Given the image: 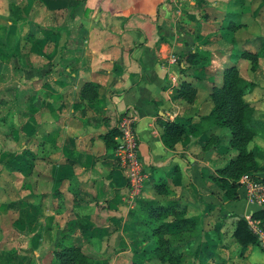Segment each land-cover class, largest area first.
Returning a JSON list of instances; mask_svg holds the SVG:
<instances>
[{
	"label": "crops",
	"instance_id": "crops-1",
	"mask_svg": "<svg viewBox=\"0 0 264 264\" xmlns=\"http://www.w3.org/2000/svg\"><path fill=\"white\" fill-rule=\"evenodd\" d=\"M246 8L238 0H0V264H52L58 244L92 264H133L151 242L141 212L168 199L197 218L176 248L180 264L225 255L224 224L250 204L223 199L216 169L228 160L229 131L201 129L199 118L233 65L253 84L242 97L264 127V25L248 31ZM241 51L257 54L254 70ZM181 77L196 89L190 104L177 97ZM127 110L137 115L145 176L132 203L114 153ZM165 122L185 128L171 148L161 141ZM255 137L247 149L258 169L264 136ZM158 183L167 195L156 194ZM230 225L229 250L252 245L234 241ZM235 258L264 264L242 263L241 251Z\"/></svg>",
	"mask_w": 264,
	"mask_h": 264
},
{
	"label": "trees",
	"instance_id": "trees-1",
	"mask_svg": "<svg viewBox=\"0 0 264 264\" xmlns=\"http://www.w3.org/2000/svg\"><path fill=\"white\" fill-rule=\"evenodd\" d=\"M261 1L264 3V0ZM259 54L264 55V44ZM237 55L247 60L249 71L254 70L257 64L256 53L241 51ZM252 86L251 82L239 76L235 66L225 67L220 85L214 86L208 94L212 104L210 111L199 118L201 129L205 126V129L216 127L229 131L228 144L235 153L222 167L216 169L217 179L226 187L223 199L228 202L239 199L237 193L240 187L237 182L239 177L257 171L253 152L247 149V144L258 133L263 134L264 127H260L259 122L253 118L252 108L242 97ZM176 93L179 100L190 104L195 98L196 89L190 81L181 77L176 85ZM184 131L185 128L175 122L163 123L161 132L163 145L171 148ZM114 134L115 131L102 136L106 145L113 144ZM154 191L158 195L169 193L164 183L156 184ZM251 217L263 219L264 210L253 211ZM140 219L151 242L135 255L133 264H141L144 261L155 264H180V255L176 248L178 244L182 245L185 239L187 242L190 235L195 233L196 216H187L184 206H179L174 199H168L163 204L150 205L141 212ZM233 222L231 236L234 241L241 245H258V238L250 230L244 217H238ZM58 248L52 252V264H92L90 257L76 246L58 244Z\"/></svg>",
	"mask_w": 264,
	"mask_h": 264
},
{
	"label": "built area",
	"instance_id": "built-area-1",
	"mask_svg": "<svg viewBox=\"0 0 264 264\" xmlns=\"http://www.w3.org/2000/svg\"><path fill=\"white\" fill-rule=\"evenodd\" d=\"M173 1L179 3L182 0ZM169 60L174 62L175 59L170 57ZM136 120L137 115L131 110H127L119 116L116 124L118 142L114 148L115 160L126 180L131 203L138 197L145 178L137 152L138 138L134 129ZM249 176V174H243L237 180L240 185L239 190L244 192H242L244 201L249 204H254V199L257 202H264V179L255 181L250 180ZM251 213L249 211L243 217L250 230L257 236L258 244L264 249V236L258 234L256 229L258 219L252 218Z\"/></svg>",
	"mask_w": 264,
	"mask_h": 264
},
{
	"label": "rangeland",
	"instance_id": "rangeland-1",
	"mask_svg": "<svg viewBox=\"0 0 264 264\" xmlns=\"http://www.w3.org/2000/svg\"><path fill=\"white\" fill-rule=\"evenodd\" d=\"M242 2H243V4H245V8L247 7L246 9H244V13L247 16L245 24H246V27H248V31L255 30L257 22H258V25L259 24H263L264 25V3L262 2L263 6L260 7V6H258L261 3L260 0H243ZM261 72H262V74L259 77L264 78V65H263V67L261 69ZM263 117H264V115H263ZM226 132H228V131L226 130ZM258 134L259 135H263L264 133L263 134L258 133ZM257 135L254 138V140L257 139ZM221 145H222V143H221ZM262 148L264 150V145H263ZM263 150L261 152L262 154L261 155L259 154V159L257 160L258 166H256L258 169L259 168H263V169L260 170V171H255V172L250 173V176H249L250 180L258 181L259 179H264V151ZM234 153H235V151L228 146V148H226L225 154H223V155L225 156V158L228 159ZM258 169H256V170H258ZM260 182H261V180H260ZM238 189H240V188H238ZM242 192H243V190L240 193L241 196H242ZM241 196H239V199H243V197H241ZM221 209H222L221 206H219L214 212L211 213V216H213V213H215V212H218V214H219L221 212ZM259 209L264 210V202H262V201L257 202L254 199V204H250L247 210H250L251 212H253V211H256V210H259ZM244 211H243V213H244ZM227 213H229V212H227ZM231 214L234 215V213H231ZM231 214L229 213V214H227V216L228 217L229 216L232 217ZM257 219H258V224H257V228H256L257 229V233L264 236V218L263 219L257 218ZM209 222L211 224V228L209 230H210L211 234H213L212 229H214V228H212V217L209 218ZM222 222L223 221H221V223ZM232 223L233 222H231L230 224H232ZM230 224L229 223L227 225L224 224V232H223V236L224 237L222 239V242L224 241L223 244H226L225 248H223L225 250L224 251L225 255H222V256L217 255L216 258L211 260V263L219 264V263L222 262V264H239V263H241V261L237 260V258H235L236 251H241L242 252V254H243L242 263H264V249L260 245H250L249 247L241 250L235 244V245L232 246V248L234 250L233 249L229 250L230 246L228 244L230 242H227V239H226L227 235L226 234L230 233L231 230H232V226ZM198 227H199V225H197V228ZM198 235H200V233H198ZM213 249H214V246L212 245L210 247V250L212 252H215V250H213ZM203 261H204V258L201 259V262H203ZM203 264H206V262H203Z\"/></svg>",
	"mask_w": 264,
	"mask_h": 264
},
{
	"label": "water",
	"instance_id": "water-1",
	"mask_svg": "<svg viewBox=\"0 0 264 264\" xmlns=\"http://www.w3.org/2000/svg\"><path fill=\"white\" fill-rule=\"evenodd\" d=\"M238 217H240V216H238Z\"/></svg>",
	"mask_w": 264,
	"mask_h": 264
}]
</instances>
